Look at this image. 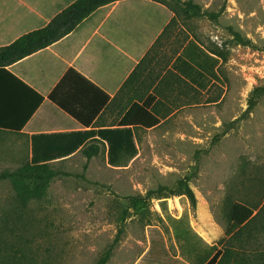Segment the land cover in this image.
<instances>
[{
    "label": "rangeland",
    "instance_id": "374dc122",
    "mask_svg": "<svg viewBox=\"0 0 264 264\" xmlns=\"http://www.w3.org/2000/svg\"><path fill=\"white\" fill-rule=\"evenodd\" d=\"M194 2L219 14L217 21H187L194 37L222 56V83L198 96L189 114L144 134L139 156L126 169L108 167L102 154L90 161L87 181L61 175L25 202L11 181L0 180V264H97L113 245L108 264H192L162 209L165 200L170 216L187 211L193 229L216 246L231 229L227 199L256 210L261 205L264 220V96L249 111L252 92L264 85V0ZM234 32L252 45H239ZM85 164L80 153L51 166L78 175ZM189 176L195 206L181 196L146 199L137 210L127 199L175 189ZM251 231L242 264H258L264 252V223Z\"/></svg>",
    "mask_w": 264,
    "mask_h": 264
},
{
    "label": "crops",
    "instance_id": "0c3cea01",
    "mask_svg": "<svg viewBox=\"0 0 264 264\" xmlns=\"http://www.w3.org/2000/svg\"><path fill=\"white\" fill-rule=\"evenodd\" d=\"M77 1L0 0V48L45 27ZM174 10L179 8L170 0H119L98 8L50 47L0 67V173L31 162L35 135L131 128L138 143L147 132L192 112L213 81L189 59L191 41L207 49ZM70 72L93 86L73 74L59 92L80 119L50 99ZM32 91L43 98L37 109ZM99 146L98 156L111 167L107 144ZM261 207H251L254 215Z\"/></svg>",
    "mask_w": 264,
    "mask_h": 264
},
{
    "label": "trees",
    "instance_id": "16d2710c",
    "mask_svg": "<svg viewBox=\"0 0 264 264\" xmlns=\"http://www.w3.org/2000/svg\"><path fill=\"white\" fill-rule=\"evenodd\" d=\"M116 1L119 0H78L54 17L45 27L29 32L11 45L0 48V67L5 68L50 47L72 33L98 8ZM170 1H172L176 8H179V10L173 11L178 18L207 17L213 21L218 20V13L204 11L194 0ZM233 34L239 45H252L250 40L244 39L238 32H234ZM189 47L193 50L187 53L189 59L200 70L204 71L203 73L210 76L214 83L221 84L218 68L222 56L219 53L205 50L195 41H191ZM73 74L85 84L92 86L79 74L70 72L53 91L50 99L70 116L80 119L78 112L59 97L60 90L64 88L65 83ZM36 96L38 101L35 109L43 101L41 96L37 94ZM262 96H264V85L255 88L252 92L249 99V111L256 108ZM86 125V127H90L91 124L87 123ZM219 138L220 136H217L215 141H218ZM100 143L107 144V162L115 169L128 168L139 155L138 143L135 133L131 128L40 134L32 137L31 162L24 165L17 172L0 173V180L11 181L18 196L24 202L36 198L39 194L43 193L50 182L61 175L87 181L85 174L89 168L90 160L98 156L100 152ZM81 149L82 154L87 158L82 174L75 175L53 170L51 165L54 162L66 159ZM190 181L191 177L189 176L180 180L175 189L160 187L154 192H149L146 198L128 197L127 199L130 201L132 207L137 210L142 208L143 202L146 199L156 198L157 200H165L181 196L188 198L191 204L195 206L196 197L190 186ZM161 203L163 211L167 213V217L173 226L174 235L180 244L183 257L192 264H242L243 255L245 254V250L243 249L245 244L244 238L247 241L251 239V227L253 224L255 226L259 222L264 223V220L260 219L261 214L254 215V210L251 207L227 199L225 209L231 229L225 233V238L221 241L220 245H210L193 229L187 211L180 218H173L168 214L167 201L165 200ZM219 246L221 247L219 248ZM113 250L114 245L101 256L97 264H108L112 258ZM260 258L261 261L258 264H264V252L260 253Z\"/></svg>",
    "mask_w": 264,
    "mask_h": 264
}]
</instances>
